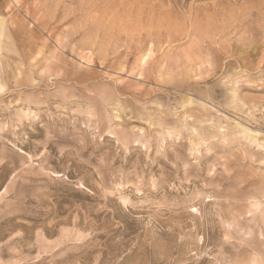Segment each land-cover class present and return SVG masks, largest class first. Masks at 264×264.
<instances>
[{"label": "rangeland", "instance_id": "1", "mask_svg": "<svg viewBox=\"0 0 264 264\" xmlns=\"http://www.w3.org/2000/svg\"><path fill=\"white\" fill-rule=\"evenodd\" d=\"M0 264H264V0H0Z\"/></svg>", "mask_w": 264, "mask_h": 264}]
</instances>
